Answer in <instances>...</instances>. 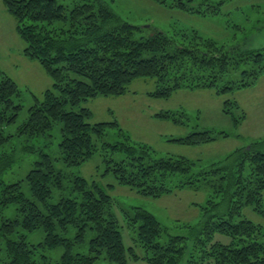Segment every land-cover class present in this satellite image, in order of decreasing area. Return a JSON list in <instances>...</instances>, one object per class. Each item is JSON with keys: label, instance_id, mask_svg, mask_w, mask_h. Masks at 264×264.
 Returning <instances> with one entry per match:
<instances>
[{"label": "trees", "instance_id": "16d2710c", "mask_svg": "<svg viewBox=\"0 0 264 264\" xmlns=\"http://www.w3.org/2000/svg\"><path fill=\"white\" fill-rule=\"evenodd\" d=\"M153 1L201 16H216L222 12L226 0ZM3 3L15 17L17 32L26 43L24 55L38 61L53 80L42 96L34 95V103L19 126L18 135L38 138L61 122L60 149L67 166L82 165L100 151L107 163L106 172L113 173L119 185L129 186L143 196L158 198L176 188L201 187L200 182L212 187L203 207V220L190 225L188 234L169 233L165 243L159 239L167 228L153 213L140 206L133 207L132 213L127 211L128 226L137 228L134 244L127 247L123 224L110 192L113 184L107 189L83 176L72 175V188L78 195L49 202L54 188H65L66 174L56 169L51 155L41 147V160L35 162L26 176L34 196L28 198L22 190V181L5 182L4 173L17 160L14 150L5 152L0 155V242L6 239V264H40L36 256L41 249L59 246L64 250L59 264H139L140 259L149 264H264V223L247 218L235 220L246 205H253L264 217V151L236 150L223 167L196 172L192 159L162 155L154 147L134 143L129 136L105 141L109 128L122 131L120 124L93 123L90 121L93 111L82 106L99 96L123 95L128 85L141 77L156 80V89L149 92L156 97L167 98L180 88H212L219 94L231 88L227 84L221 88V81L232 67L256 57L259 63L252 73L264 69L263 50L236 49L233 54L216 39L193 28H177L171 33L157 30L137 39L135 32L142 27L123 19L106 0H74L72 7L57 0H3ZM20 94L16 80L3 73L0 145L13 136L5 133V126L17 121L23 105L15 98ZM156 116L188 124L176 112H159ZM213 133L208 129L194 130L170 140L204 144L218 139ZM259 145L256 143L255 147ZM23 149L34 151L37 147L25 145ZM115 153L124 156L115 159L112 155ZM238 158L253 163V174H243L244 164L237 162ZM177 173L188 176L172 184L170 176ZM219 194L228 199L222 212H216ZM11 204L18 206L17 219L4 217V209ZM18 225L28 232L43 228L44 241L29 243L26 233L20 234L19 239H11L9 236ZM71 226L76 230L74 238L66 236ZM88 229L95 232L89 241V252L75 251L76 246L85 242ZM217 233L229 236L230 242L214 240ZM138 246L144 248L143 255L137 252ZM42 257L45 264H51L46 254Z\"/></svg>", "mask_w": 264, "mask_h": 264}, {"label": "rangeland", "instance_id": "374dc122", "mask_svg": "<svg viewBox=\"0 0 264 264\" xmlns=\"http://www.w3.org/2000/svg\"><path fill=\"white\" fill-rule=\"evenodd\" d=\"M106 1L123 19L142 27L135 32L134 36L137 39L148 37L157 30L171 33L177 28H193L203 36L214 38L231 49L230 53L235 54L236 49L263 50L264 53V0H226L222 12L216 16H201L178 8H168L153 0ZM57 2L69 7L74 5V0H57ZM12 17L16 26L13 32L0 27V44L12 45L24 55L26 43L19 36L16 29L17 21L14 16ZM21 45L22 50H18L17 46L20 48ZM1 49L5 48L0 47ZM24 57L36 62L37 68L35 69L31 64L28 66L21 64L20 70L9 69V73L21 88V94L15 98V101L22 103L23 107L17 121L5 126V133L13 134V136L5 144L0 145V155L13 150L17 154V160L3 175L6 183L22 181L23 192L28 198L34 199L26 176L35 162L41 160L39 148L42 147L53 158L56 169L66 174L65 188L63 190L54 188L49 202L55 203L62 196L78 195L72 188V175L83 176L90 183L96 182L107 189L110 184H113L114 187L110 188V192L115 199L116 214L120 218V223L123 224L122 233L127 247L134 244L133 239L137 236V228L129 227L127 224L129 219L126 217V212L132 213L135 206L143 207L153 213L167 228V232L165 231L159 239L162 243L167 241L169 233L188 234L190 225H197L203 220V207L212 193V187L205 182H200L201 187L176 188L173 192L158 198L143 196L129 186L119 185L114 174L106 172L107 163L104 154L100 151L82 165L67 166L60 149L61 122L54 124L47 133L38 138L30 139L25 134L18 135V128L27 119L28 109L34 103V95L42 96L53 85L52 78L38 61L25 55ZM21 59L19 57L20 61ZM256 59L253 57L249 63H240L232 67L229 75L221 81V88L226 84L231 88L219 94L212 88H180L167 98L156 97L149 94L156 89V80L141 77L134 79L123 95L99 96L83 102L82 106H88L93 111L90 120L93 123L117 121L120 124L122 131L116 127L109 128L105 141L124 140L126 136H129L134 143L154 147L162 155H182L192 159L195 162L196 172L209 171L226 165L228 163L226 159L236 150L247 148L252 151L257 149V151H264V69L252 73L256 64L259 63ZM262 63L264 64V56ZM15 71L20 74H16ZM3 73L9 75L6 70L0 69V80ZM165 111L176 112L188 124L180 125L156 116V113ZM205 129L213 131L218 139L196 145L170 140L194 130ZM256 143H260L258 148L255 147ZM25 145H34L37 149L26 151L23 149ZM112 155L115 159H121L124 156L123 153ZM243 160L237 159V162L244 164L243 174L246 176L253 174V163L246 158ZM252 161L255 162V158L252 157ZM187 176L177 173L170 176V180L172 184H175L186 180ZM262 192L264 198V190ZM215 201L216 212L226 210L227 197L224 200L222 194H219ZM17 208V204L7 206L3 211L4 217L19 218ZM246 218L255 223H264V217L256 212L253 205H246L242 209L241 216L235 220ZM75 232V228L71 226L66 236L74 238ZM22 233L27 234V241L32 244L41 243L45 239L43 228L28 232L21 225H18L16 232L9 237L19 239ZM94 234L93 230L88 229L85 242L76 246L75 251L89 252V241ZM214 240L229 243L230 237L217 233ZM5 243L6 239L2 238L0 264H6L8 261ZM41 250L36 256L40 264H45L42 254H46L51 259V264H59L64 251L61 246ZM137 252L143 255L144 248L138 246ZM138 263L149 264L145 259H140Z\"/></svg>", "mask_w": 264, "mask_h": 264}, {"label": "crops", "instance_id": "0c3cea01", "mask_svg": "<svg viewBox=\"0 0 264 264\" xmlns=\"http://www.w3.org/2000/svg\"><path fill=\"white\" fill-rule=\"evenodd\" d=\"M15 26H16L15 20L13 19L12 15L7 11L3 3V0H0V27L4 30H9L10 32H13L12 30L14 29ZM0 47L5 48L4 50L2 49L0 50V69L6 70V72H8L9 75L12 76V74L9 73V69L20 70L19 68L21 67V64L26 65V66L31 64L35 69L37 68L36 62L31 61L27 59L26 57H24L22 52L17 51V49L14 46L12 45L2 46V44H0ZM17 48L18 50H22L21 49L22 45L20 48L19 46H17ZM18 56L22 58L21 61L19 60ZM13 58L16 59V61ZM15 73L18 75L20 74V73H17L16 71Z\"/></svg>", "mask_w": 264, "mask_h": 264}]
</instances>
